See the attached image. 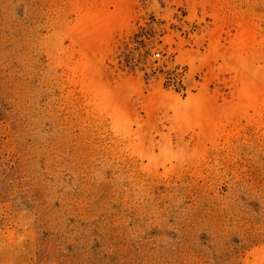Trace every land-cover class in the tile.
I'll return each instance as SVG.
<instances>
[{"label": "rangeland", "instance_id": "1", "mask_svg": "<svg viewBox=\"0 0 264 264\" xmlns=\"http://www.w3.org/2000/svg\"><path fill=\"white\" fill-rule=\"evenodd\" d=\"M0 264H264V0H0Z\"/></svg>", "mask_w": 264, "mask_h": 264}]
</instances>
